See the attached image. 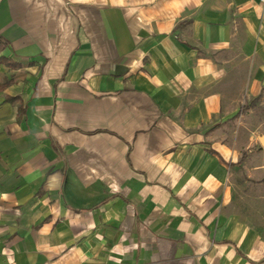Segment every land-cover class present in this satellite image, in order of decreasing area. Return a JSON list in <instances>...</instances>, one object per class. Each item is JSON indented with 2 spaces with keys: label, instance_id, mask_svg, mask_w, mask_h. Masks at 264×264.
Wrapping results in <instances>:
<instances>
[{
  "label": "crops",
  "instance_id": "1",
  "mask_svg": "<svg viewBox=\"0 0 264 264\" xmlns=\"http://www.w3.org/2000/svg\"><path fill=\"white\" fill-rule=\"evenodd\" d=\"M263 134L264 0H0V264H264Z\"/></svg>",
  "mask_w": 264,
  "mask_h": 264
},
{
  "label": "rangeland",
  "instance_id": "2",
  "mask_svg": "<svg viewBox=\"0 0 264 264\" xmlns=\"http://www.w3.org/2000/svg\"><path fill=\"white\" fill-rule=\"evenodd\" d=\"M246 180L247 179L244 177L242 183H240L243 187L241 188L240 197H238V198L242 201L248 200V202H249L254 197L256 199V197L260 196L261 189H260V187H257V185H255V184L247 183ZM261 215H264V214H258V213L255 214V216L257 218L263 219Z\"/></svg>",
  "mask_w": 264,
  "mask_h": 264
},
{
  "label": "water",
  "instance_id": "3",
  "mask_svg": "<svg viewBox=\"0 0 264 264\" xmlns=\"http://www.w3.org/2000/svg\"><path fill=\"white\" fill-rule=\"evenodd\" d=\"M259 143L264 147V134L259 137Z\"/></svg>",
  "mask_w": 264,
  "mask_h": 264
}]
</instances>
